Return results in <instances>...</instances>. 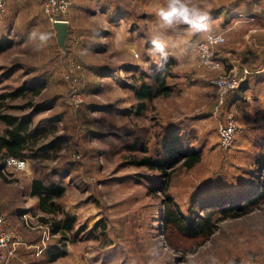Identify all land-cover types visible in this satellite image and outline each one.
Listing matches in <instances>:
<instances>
[{"label":"rangeland","instance_id":"374dc122","mask_svg":"<svg viewBox=\"0 0 264 264\" xmlns=\"http://www.w3.org/2000/svg\"><path fill=\"white\" fill-rule=\"evenodd\" d=\"M246 1L192 0L212 31L168 30L166 63L149 51L165 0H71L65 47L43 12L38 32L0 49V207L29 213L22 242L53 248L55 264H264V81L234 57L264 43V0ZM163 81L164 95L139 96ZM4 116L26 123L25 170L7 167ZM36 181L54 193L45 203ZM169 204L193 221L229 216L186 238L163 232Z\"/></svg>","mask_w":264,"mask_h":264},{"label":"crops","instance_id":"0c3cea01","mask_svg":"<svg viewBox=\"0 0 264 264\" xmlns=\"http://www.w3.org/2000/svg\"><path fill=\"white\" fill-rule=\"evenodd\" d=\"M40 3L41 0H8L7 14L4 17L0 16V49L8 50L14 48L16 44L22 42V37L31 36L41 29L44 19L40 17L43 14L42 3L41 6ZM246 3L258 6L257 3L251 0L246 1ZM246 3L240 2L234 7H229V9H241ZM26 13L28 16H24ZM51 28L57 37L55 25L53 24ZM260 38L261 41L262 37ZM251 47L247 46L246 50L242 51V53H237V56V51L234 49V57L239 60L241 58L244 64L250 66L252 73L261 75L260 77L262 78L260 80L264 81V43L262 44L261 42L260 48L256 46L260 50H253ZM38 79L34 80V82H37ZM6 215L11 225L21 232L29 226L28 221L23 218V216L29 217V213H26L25 210L21 209L19 212L6 213ZM40 216L45 215H35L36 218H40ZM43 223L39 224L37 229H43L45 227ZM32 229L34 230L35 228ZM23 240L25 243L23 242L22 245L16 247L15 252L6 264H55L58 261V253L53 248L48 247L41 252L42 254L38 255L36 249L38 248L37 241L25 239V236ZM21 256L22 258H20Z\"/></svg>","mask_w":264,"mask_h":264},{"label":"trees","instance_id":"16d2710c","mask_svg":"<svg viewBox=\"0 0 264 264\" xmlns=\"http://www.w3.org/2000/svg\"><path fill=\"white\" fill-rule=\"evenodd\" d=\"M167 91L166 86H165V81L160 83V86L157 89H154L152 86H147L144 85L143 88L140 91V97L141 98H146V97H151L153 95H160L163 94L164 92ZM21 95L20 93L15 95L18 96ZM11 95V97H15ZM6 97H2V99H6ZM7 125L12 126L13 130L12 131H7V133H11V141H8L7 139L4 140L5 145L13 151L12 155L15 158L23 159L22 156V149L25 144L28 142H25V140L19 136L18 132L22 131L26 127V123H20L19 125L17 124V119L12 117V116H4L1 118ZM25 131L26 128H25ZM186 161H185V166L191 167L196 161H198V155L196 153H192L188 156H186ZM147 162H150L149 160ZM163 163V161H160ZM154 167H159V163H156L153 165ZM63 193V189H59V191L56 193V195H61ZM33 196L39 198L42 203H45L48 201L47 198H50L54 193L48 192L47 188L39 181L34 182L33 184ZM45 194H48V197H44ZM261 195L257 197L256 199H259L262 197V200H264V189L260 193ZM47 196V195H46ZM246 203H249L248 200L245 201ZM252 202V201H251ZM257 202V201H256ZM253 204V202H252ZM218 210L222 211L223 217H228L229 216V209L227 208H218V207H213V212L210 213V215L205 218V219H199L196 221H193L188 214H185L180 207H173L171 204H169L166 208L165 211V217L162 222V230L166 234H178L181 237H186V238H199V237H204L205 240L210 238L214 234L213 232V225H212V216L217 212ZM62 230L61 227H58L55 229V231Z\"/></svg>","mask_w":264,"mask_h":264},{"label":"clouds","instance_id":"9594fccd","mask_svg":"<svg viewBox=\"0 0 264 264\" xmlns=\"http://www.w3.org/2000/svg\"><path fill=\"white\" fill-rule=\"evenodd\" d=\"M155 22L149 40V51L157 55L165 63L169 57V38L167 31L183 26L195 34H209L212 31V17L209 12L192 3V0H165L154 13ZM41 39H44L42 36ZM213 42H219L220 37L208 36ZM157 63V70L160 68ZM144 70H150L149 64H144Z\"/></svg>","mask_w":264,"mask_h":264},{"label":"built area","instance_id":"2783aa9c","mask_svg":"<svg viewBox=\"0 0 264 264\" xmlns=\"http://www.w3.org/2000/svg\"><path fill=\"white\" fill-rule=\"evenodd\" d=\"M44 14L55 25L57 22L69 23L67 17L71 6V0H41ZM8 10V0H0V16L4 17ZM213 43V42H211ZM217 43V42H216ZM217 67L216 64H214ZM226 83H221L224 86ZM227 130V129H226ZM232 130L222 133L225 145L231 144L233 137ZM229 144V145H230ZM7 167L18 170L26 169V162L11 157L7 160ZM22 239L17 230L11 225L5 211L0 207V264L8 263L18 245H22Z\"/></svg>","mask_w":264,"mask_h":264},{"label":"water","instance_id":"95a60500","mask_svg":"<svg viewBox=\"0 0 264 264\" xmlns=\"http://www.w3.org/2000/svg\"><path fill=\"white\" fill-rule=\"evenodd\" d=\"M55 29L57 32L59 45L65 47L69 35V23L67 22H57L55 24Z\"/></svg>","mask_w":264,"mask_h":264}]
</instances>
